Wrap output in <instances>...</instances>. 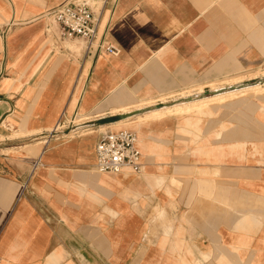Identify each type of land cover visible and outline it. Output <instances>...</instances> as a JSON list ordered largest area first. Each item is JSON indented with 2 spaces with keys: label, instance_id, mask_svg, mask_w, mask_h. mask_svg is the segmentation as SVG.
<instances>
[{
  "label": "crops",
  "instance_id": "crops-1",
  "mask_svg": "<svg viewBox=\"0 0 264 264\" xmlns=\"http://www.w3.org/2000/svg\"><path fill=\"white\" fill-rule=\"evenodd\" d=\"M64 1L0 0V264H264V90L138 118L264 70V0H116L119 54L59 39ZM106 129L136 133L141 172L96 170Z\"/></svg>",
  "mask_w": 264,
  "mask_h": 264
},
{
  "label": "built area",
  "instance_id": "built-area-1",
  "mask_svg": "<svg viewBox=\"0 0 264 264\" xmlns=\"http://www.w3.org/2000/svg\"><path fill=\"white\" fill-rule=\"evenodd\" d=\"M112 2L114 4L116 0H65L59 6L49 10L45 17L50 19L56 27V35L59 39L82 40L87 51L97 44L96 50L104 49L108 53L119 54L118 48L104 45L102 41L98 40L102 12L105 6ZM74 124V118L71 120L61 119L56 130L51 133L56 134V132L64 130L77 132ZM124 169L135 173L142 171L141 151L138 148L136 133L128 130L106 129L102 131L96 147V170L99 173H118Z\"/></svg>",
  "mask_w": 264,
  "mask_h": 264
},
{
  "label": "bare ground",
  "instance_id": "bare-ground-1",
  "mask_svg": "<svg viewBox=\"0 0 264 264\" xmlns=\"http://www.w3.org/2000/svg\"><path fill=\"white\" fill-rule=\"evenodd\" d=\"M71 45H69L70 48H72ZM248 76H250V74ZM256 78H259V77L258 76L253 77V79H256ZM253 79H251V80H253ZM229 81L227 83H223V84H225V86L226 85L227 86H231L229 90L220 91V89L225 88L223 85H220L221 87H212V88H210L211 86H213V84H208V87L211 90H217L216 93H213L209 97H199V98H195V99L189 100L187 102H184L183 104H176L175 106H172V107H169V108H163V109H160V110H153L151 113L146 114L145 116H150L151 115L152 117H154V116L159 117V116H163L165 114H171L173 112L190 111V110L201 108V107H207V106H210L212 104L224 103L225 101L233 99V98H235V97H237V96H239L241 94H247L249 92L257 93V92H260V91L264 90V84L261 85L260 83H255V84L244 85L242 87H236L235 85L240 84L242 82V80H235V81H233V83H230ZM81 87H82V85H81ZM203 88H205V87H201L199 89L200 91L198 93L203 92ZM182 94H184V93H182ZM148 105H151V104L149 103ZM135 107H136V105H135ZM123 111L126 112V111H128V109H123ZM142 117L139 116L138 118H142ZM125 119H126V117H123V121Z\"/></svg>",
  "mask_w": 264,
  "mask_h": 264
},
{
  "label": "rangeland",
  "instance_id": "rangeland-1",
  "mask_svg": "<svg viewBox=\"0 0 264 264\" xmlns=\"http://www.w3.org/2000/svg\"><path fill=\"white\" fill-rule=\"evenodd\" d=\"M48 24H49V27H51V30L54 31L55 27L52 28V26H54V24L52 23V21L50 19H48ZM67 45H71L73 50H77L78 51L83 46V41L80 40V41L68 42ZM249 74H250V76H248ZM255 76H258L259 78L263 77L264 76V70H258L257 72H253V73L251 72V73L239 74V75L231 76L229 78H225L223 80H219V81L210 83V84H213V86H211L210 88H212V87H221L220 85H223L224 87H230V86H227V85L225 86V84H223V83H227L229 80H230L229 81L230 83H233V81H235V80H242V82L240 84L248 82L249 79H250V82H253V81H251V79H253V77H255ZM254 81H256V80H254ZM200 88L201 87H193V88L182 90V91L178 92L177 94H175L176 96L174 95L175 97H173L172 99H177V98H181V97H187V95L190 96V95H193V94H198V92L200 91L199 90ZM204 90H205V88H203V92H204ZM182 93H184V94H182ZM200 93H202V92H200ZM162 102H166V100L162 99ZM150 104H153V103H150ZM208 107L209 106L201 107L202 109L201 108H197V109H193V110H190V111H184V112H173L171 114H178V113L182 114V113H189V112H192V111L202 112L204 109H206ZM129 111L130 110L126 111V113L129 114L130 113ZM124 117L129 118L130 115H127V116H124ZM140 117H142V116H140ZM154 117H156V116H154ZM142 118H146L147 119V118H153V117L150 115V116H144ZM142 118H139V119L142 120Z\"/></svg>",
  "mask_w": 264,
  "mask_h": 264
},
{
  "label": "water",
  "instance_id": "water-1",
  "mask_svg": "<svg viewBox=\"0 0 264 264\" xmlns=\"http://www.w3.org/2000/svg\"><path fill=\"white\" fill-rule=\"evenodd\" d=\"M255 83H261V81L260 80H256V81H253L251 84H255ZM236 87H242L243 85H239V84H237V85H235ZM231 87V86H230ZM230 87H225V88H222V89H220V91H226V90H229L230 89ZM217 92V90H214V92L213 93H216ZM200 96H193V97H189V98H185V99H182V100H176L175 101V103L177 104V103H180V102H187V101H189V100H192V99H195V98H199ZM142 110H138V111H136V112H134V113H140ZM132 115V114H131Z\"/></svg>",
  "mask_w": 264,
  "mask_h": 264
}]
</instances>
